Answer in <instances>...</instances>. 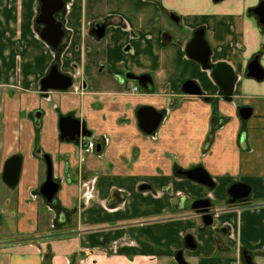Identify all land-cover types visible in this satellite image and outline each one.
<instances>
[{
    "label": "crops",
    "instance_id": "obj_1",
    "mask_svg": "<svg viewBox=\"0 0 264 264\" xmlns=\"http://www.w3.org/2000/svg\"><path fill=\"white\" fill-rule=\"evenodd\" d=\"M27 4L24 11V0H0V27L11 31L12 43L23 35L39 41L32 26L36 0ZM260 4L264 0H75L65 18L72 35L60 64L63 73L72 74L73 66L81 71L74 87L39 91L53 59L41 41L37 45L46 59L34 49L27 53L33 76L0 74V164L22 158L18 184L11 190L3 185L0 193V235L20 238L12 244L19 247L15 252L2 250L6 264H44L45 258L50 264H165L178 250L187 264H238L231 255L237 257L241 248L264 259V79L245 77L254 55L264 71V25L253 13ZM8 8L14 9L9 18ZM171 13L174 23L167 19ZM105 18V38L97 43L86 35V25ZM199 29L210 49L209 63H226L238 77L230 103L219 97L209 71L185 53ZM163 31L171 36L167 45L161 43ZM101 61L105 69L97 72ZM121 71L147 74L154 85L145 93L124 91L114 75ZM187 80L213 101L183 94ZM140 106L164 115L154 135L138 127ZM240 107L251 109L245 121ZM68 114L91 132L92 150L59 138V118ZM37 150L51 157L59 184L51 205L39 193L46 166ZM196 166L215 182L216 191L205 195L215 202L218 194L226 198L221 193L226 196L231 184L250 187L252 203L263 205L256 215L261 238L246 237L251 227L242 219L250 217L248 208L214 205L211 227L192 213H179V197L203 195V187L175 170ZM83 181L93 182L89 199L82 197ZM143 185L148 188L140 190ZM222 227L227 231L219 234ZM197 228L202 235L194 234ZM188 235L195 249L185 246Z\"/></svg>",
    "mask_w": 264,
    "mask_h": 264
},
{
    "label": "water",
    "instance_id": "obj_2",
    "mask_svg": "<svg viewBox=\"0 0 264 264\" xmlns=\"http://www.w3.org/2000/svg\"><path fill=\"white\" fill-rule=\"evenodd\" d=\"M40 2L42 5L40 16L43 21L39 22V24H43L44 28L39 31V37L44 43L51 46L53 49L60 51L61 49L58 46L63 37V30L61 28V22L55 23L56 20L54 18V14L57 12L58 8L55 7L54 0H40ZM59 2L61 4V0H59ZM253 13L258 16L259 23L264 25V5L260 4L253 10ZM43 17H45L48 22H45ZM91 33L95 34L97 38H101L104 34V28L98 26L96 27V30L91 31ZM170 40V36L167 34L162 36V44L165 45L169 43ZM185 53L189 59L198 62L203 70L209 71V77L217 86L218 93L223 100L226 102L231 101L237 76L233 69L226 63L219 62L213 66L210 65L209 58L211 53L209 46L205 41L203 30L199 29L194 32L191 41L186 46ZM246 70V77L257 81L264 79V71L259 65L258 56L248 63ZM148 77V75L130 76L129 79L136 82L142 89L147 90L148 84H151ZM73 86L74 82L71 76L61 74L57 65L54 64L50 68L48 75L41 80L39 91L43 94L51 91L66 92ZM181 91L186 95L201 97L205 101L209 100L208 97L203 96L200 87L191 80H187L182 84ZM238 115L242 120H247L251 115V109L248 107L241 108L238 110ZM136 118L138 127L143 133L146 135H154L160 123L163 121L164 115L162 112H158L150 106H142L136 111ZM35 125H39V118L37 116ZM58 128L59 138L62 141L81 145L84 149L87 147L88 139L92 135L91 132L87 130L84 122L70 114L59 118ZM36 155L43 159L46 166V178L39 188V193L46 203L51 205L54 203V197L59 189V184L53 178L52 160L49 155H42L39 150L36 151ZM21 165L22 158L17 155L11 156L5 161L2 181L9 189L14 188L18 184ZM175 174L179 178H184L199 184L209 191H212L215 188V182L202 166H197L188 170L177 168ZM147 188L148 187L145 185L140 186V190ZM226 193L230 198L229 203L232 204L236 201L247 200L250 196L251 189L246 184L235 183L227 188ZM201 202L203 203L199 204L196 202L192 209H199L196 211L201 214L202 223L204 225H212L214 217L209 213L210 203L208 200ZM184 243L188 248H195V242L190 235L185 237ZM174 260L176 264H187L181 251L176 254ZM245 261L246 264H253L249 256L245 257Z\"/></svg>",
    "mask_w": 264,
    "mask_h": 264
},
{
    "label": "flooded vegetation",
    "instance_id": "obj_3",
    "mask_svg": "<svg viewBox=\"0 0 264 264\" xmlns=\"http://www.w3.org/2000/svg\"><path fill=\"white\" fill-rule=\"evenodd\" d=\"M54 2H55V7L56 8H58V10H57V12L54 14V18H55V23H58V22H61V28H62V30H63V37H62V39H61V42H60V44H59V48L61 49L60 51H57V50H55V49H53L51 46H49V45H47L46 43H44L41 39H40V37H39V31H41L43 28H44V25L43 24H39V22H42L43 21V19L41 18V16H40V12H41V8H42V5H41V2H40V0H36V4H35V10H34V16H33V18H32V26H33V32H34V34H35V37L39 40V41H41L50 51H51V53H52V56H53V59L51 60V62H50V64H49V66H48V68L46 69V71H45V73L43 74V77L40 79V82H41V80L43 79V78H45L47 75H48V73H49V70H50V68L54 65V64H56L57 65V67H58V70H59V72L61 73V74H65V75H68V76H71V78L73 79V82H74V85H75V82L78 80V78H82V74H81V71L79 70V69H77V67H75V66H73L74 67V71H73V73L72 74H68V73H63V72H61V70H60V64H61V55L63 54V51H64V48H65V46H66V44H67V42L69 41V39L71 38V32L68 30V29H66V25H65V18H66V16L73 10V6H74V4H75V0H61V4H60V2H59V0H54ZM12 4V3H11ZM54 7V6H53ZM44 18V21L45 22H48V20L45 18V17H43ZM167 19H169L170 20V22L171 23H174L175 21H176V16L173 14V13H171V14H169L168 15V18ZM108 18H105V19H101V20H91V21H89L88 22V24L86 25L87 26V29H86V35L88 36V37H90V38H92L95 42H100V41H102L104 38H105V32H106V28H107V25H108ZM103 27L104 28V34H103V36L101 37V38H97V36L95 35V34H92L91 33V31H95L96 30V27ZM195 32V31H194ZM194 32H193V34H194ZM164 34H167L168 36H170V33L168 32V31H163L162 33H161V43H162V36L164 35ZM193 34H192V37H193ZM170 39H171V36H170ZM192 39V38H191ZM191 40H189V42H190ZM188 42V43H189ZM170 43V42H169ZM169 43H167V44H169ZM187 43V44H188ZM167 44H165V45H167ZM164 45V44H163ZM127 49H129V46H126V50ZM87 51H88V49H87ZM95 55H99V53H97V52H95ZM256 56H258V62H259V55H254L250 60H249V62L250 61H252ZM248 62V63H249ZM211 66H213L214 64H210ZM248 65V64H247ZM246 68H247V66H246ZM105 69V63L104 62H100L99 64H98V66H97V72H102L103 70ZM109 72V71H108ZM246 73H247V70H246V72H245V77H246ZM114 75L116 76V77H118V79H119V82L121 83V85H122V87H123V90L124 91H126V90H128V92L130 91V93H132V94H136V93H138V92H146V91H148L149 90V87L150 86H153L154 85V83H153V80H152V78L149 76L148 78H149V81H151V84H148V86H147V90H144V89H142L136 82H134V81H132V80H130L129 79V77L130 76H142V75H147V74H134L133 72H131V71H121V72H118V73H114ZM236 75V74H235ZM248 78V77H247ZM237 79H238V77H237ZM237 81V80H236ZM40 82H39V87H40ZM82 83H81V85H84L85 84V82L84 81H81ZM130 83H134L135 85H133V86H131L130 87ZM236 83V82H235ZM74 87V86H73ZM1 88V87H0ZM81 88V87H80ZM135 88V89H134ZM71 89V88H70ZM11 90H9L8 89V94L9 95H11V92H10ZM68 91V90H67ZM202 91V90H201ZM0 92H1V90H0ZM48 93V92H47ZM47 93H45V94H47ZM1 94V93H0ZM202 94H203V92H202ZM218 95H219V93H218ZM204 96V95H203ZM206 97V96H205ZM219 97L223 100V98L219 95ZM209 98V100L208 101H213L210 97H208ZM231 98H233V94H232V97ZM2 100H1V96H0V111H1V104H2V102H1ZM224 101V100H223ZM231 101H232V99H231ZM231 101H229V102H227V103H230ZM224 102H226V101H224ZM140 107H142V106H140ZM241 108H244V107H240L239 109H241ZM238 109V110H239ZM157 111V110H156ZM36 113H33L32 114V117L33 118H35V120H36V115H35ZM69 115V114H68ZM71 115V114H70ZM1 113H0V125H1V123H2V120H1ZM240 118V117H239ZM241 119V118H240ZM245 121V120H244ZM35 123V122H34ZM0 129H1V126H0ZM0 133H1V130H0ZM91 137H92V135H91ZM91 137L88 139V144H87V147L84 149V151H88L89 150V145L91 144V145H93V147H94V145H95V143H94V141H92L91 140ZM93 149V148H92ZM5 163V162H4ZM4 163H2V164H0V193H1V185L3 186L4 185V183H3V181H2V174H3V166H4ZM197 167V166H196ZM92 181H91V191H90V195H89V197L88 198H85L84 196H82L84 199H89L91 196H92V191H93V188H92ZM239 183H241V182H239ZM235 184V183H234ZM232 185V184H231ZM5 186V185H4ZM203 187V186H202ZM15 188V187H14ZM9 189V188H8ZM13 189V188H12ZM203 191H204V193H202L203 195H199V196H197V197H195V198H193V202H192V204H191V206H190V212L189 213H192V215L193 216H197V217H199L200 218V220L202 221V218H201V214H199V213H197V211L196 210H199V209H192L193 208V206H194V204H196V202H198L199 204H201V203H203V202H201V201H205V200H208L209 201V203H210V208H209V213L210 214H212V216L214 217L215 216V212L216 211H214L215 210V206H214V202L215 201H213L212 199H210L209 197H207V196H205L207 193H209V192H212V191H209V190H207L205 187H203ZM226 191H227V189H226ZM83 192H84V190H83ZM251 195V194H250ZM226 198H225V207H237V208H251V207H262L263 205H261V204H264V202L263 203H261V204H259V203H252V200H251V198H250V196H249V198L247 199V200H245V201H242V200H240V201H236L235 203H229V200H230V198H229V196L227 195V193H226V196H225ZM180 210H185V208H186V201L188 200V198H186L185 196H180ZM7 215V214H6ZM14 218V215L12 214V212H9L8 213V217H7V220L8 221H11L12 219ZM0 222H1V210H0ZM213 224H214V218H213ZM213 224L212 225H209V226H206V225H204L203 224V226L204 227H211V226H213ZM227 230H226V228L225 227H222V228H220V230H219V234H222V232H226ZM1 236V235H0ZM15 243V241H13L12 242V244H14ZM186 246V245H185ZM195 249V248H194ZM179 251H181V250H178L176 253H175V255H174V258H175V256H176V254L179 252ZM182 252V256H183V251H181ZM238 256L240 257V262H241V264H246V261H245V257H247V256H249L250 258H251V261L253 262L254 261V257H255V255L252 253V252H250L249 250H246V249H244V248H241L239 251H238ZM175 261V260H174ZM253 264H254V262H253Z\"/></svg>",
    "mask_w": 264,
    "mask_h": 264
},
{
    "label": "rangeland",
    "instance_id": "obj_4",
    "mask_svg": "<svg viewBox=\"0 0 264 264\" xmlns=\"http://www.w3.org/2000/svg\"><path fill=\"white\" fill-rule=\"evenodd\" d=\"M8 3H10L12 0H6ZM31 1V0H24V11H26L28 4L27 2ZM13 4H10L9 6H13ZM11 13L14 14V9L8 8L6 10V14L5 17L9 18L11 17ZM167 23H169V21L167 20ZM10 35H11V31L9 29H4L2 26L0 27V74L3 75L4 77H12V79H17V78H22V77H28V76H33L31 75V72H33V70L29 69L31 68V64L27 63V53H32L31 49H34L38 54H39V59H46L45 57H42L41 54V49L38 47L37 44H41L39 41H35L33 38H26V35H23L22 38L19 37V39L15 42H11L10 39ZM27 47V48H26ZM8 49V53H4V49ZM38 48V49H37ZM26 49V50H25ZM40 49V51H39ZM1 187H3L1 185ZM218 189V188H217ZM11 190V189H10ZM214 192L216 191V189L213 190ZM212 191V192H213ZM204 193V191H203ZM223 193V192H222ZM221 193V196L225 197V195H223ZM216 197V202H214V205L218 208L222 207L225 205V198L223 200H220L219 194ZM180 198V197H179ZM193 202V198H188V200L186 201V208L184 211H180V214H185V213H189L190 210V206ZM248 214L250 217L248 218H244L242 219V222H246L250 224L251 229H249L248 234H246V237L249 239L254 238V240H256V237L261 238L260 234H259V230L257 228V224H256V215L258 214V210L260 209L259 207H251L248 208ZM252 210V212H251ZM247 212V211H246ZM176 211H173L172 214H175ZM246 220V221H245ZM2 222L0 223L1 226ZM2 227V226H1ZM1 227H0V234H1ZM194 234H198V235H202V230H198V228L196 229V231H194ZM244 234L241 237V240L243 241V237ZM3 236H0V254H2L4 251H2L3 249L9 250V251H13L15 252V250H17L19 247L12 245L13 241H16L18 239H20L19 237H15L13 236H7V234H5V232L2 233ZM22 238V237H21ZM25 238V237H23ZM2 242L5 243V246H2ZM244 243V242H243ZM262 243H264V240H262ZM7 245V247H6ZM24 246H21V248ZM10 253V252H9ZM231 259H237L238 264L240 262V257L237 255V257H235L234 254L231 255ZM189 260V259H188ZM187 260V261H188ZM191 261V264H195L194 260H189ZM254 264H264V259H254ZM0 264H6V260L5 257H1L0 255ZM165 264H176V262L174 261V256H171V258L166 261Z\"/></svg>",
    "mask_w": 264,
    "mask_h": 264
},
{
    "label": "built area",
    "instance_id": "obj_5",
    "mask_svg": "<svg viewBox=\"0 0 264 264\" xmlns=\"http://www.w3.org/2000/svg\"><path fill=\"white\" fill-rule=\"evenodd\" d=\"M92 148H93V145L90 144L89 145V150H92ZM81 187L84 190L83 196L85 198H88L89 195H90V191H91V181L90 182L89 181H87V182L86 181L81 182Z\"/></svg>",
    "mask_w": 264,
    "mask_h": 264
},
{
    "label": "trees",
    "instance_id": "obj_6",
    "mask_svg": "<svg viewBox=\"0 0 264 264\" xmlns=\"http://www.w3.org/2000/svg\"><path fill=\"white\" fill-rule=\"evenodd\" d=\"M44 264H50V262L47 258L44 259Z\"/></svg>",
    "mask_w": 264,
    "mask_h": 264
}]
</instances>
